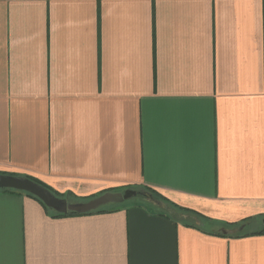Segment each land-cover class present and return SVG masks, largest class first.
Masks as SVG:
<instances>
[{"label": "crops", "instance_id": "obj_1", "mask_svg": "<svg viewBox=\"0 0 264 264\" xmlns=\"http://www.w3.org/2000/svg\"><path fill=\"white\" fill-rule=\"evenodd\" d=\"M0 173L190 211L0 189V264H264V0H0Z\"/></svg>", "mask_w": 264, "mask_h": 264}, {"label": "water", "instance_id": "obj_2", "mask_svg": "<svg viewBox=\"0 0 264 264\" xmlns=\"http://www.w3.org/2000/svg\"><path fill=\"white\" fill-rule=\"evenodd\" d=\"M0 188H9L28 192L36 196L42 203L60 213L76 212L86 213L108 204H121L135 197H143L145 201L160 208H165V202L155 198L146 190L125 188L121 191H106L83 201H67L65 198L54 195L46 187L38 184L28 177L0 173ZM227 233V231H223Z\"/></svg>", "mask_w": 264, "mask_h": 264}, {"label": "trees", "instance_id": "obj_3", "mask_svg": "<svg viewBox=\"0 0 264 264\" xmlns=\"http://www.w3.org/2000/svg\"><path fill=\"white\" fill-rule=\"evenodd\" d=\"M18 176V175H17ZM23 177H28L30 179H32L33 181L37 182L38 184L46 187L48 190H50L54 195L58 196V197H61V198H65L67 199V201H81V200H86V199H89V198H92L94 196H97L99 195L98 194H94V195H90L88 197H84V198H81V199H77L75 197L72 196L71 193H60V192H57L55 190H53L48 184L40 181L39 179L33 177V176H30V175H24ZM126 188H133V189H138V190H146L148 192H150L155 198L165 202L170 208L174 209L176 212H188L190 213L189 210L187 209H184V208H181V207H178L177 205H175L174 203H171L169 202L166 198H164L163 196H161V194H159L157 191H155L154 189H151L150 187H146V186H129V187H126ZM125 189V188H124ZM1 190H7V191H15V192H24L26 195L32 197L33 199H36L37 201H39L40 203H42L41 200H39L36 196L28 193V192H25V191H20V190H15V189H9V188H1ZM140 198H143V197H140ZM144 199V198H143ZM43 204V203H42ZM120 204H108V205H104V206H101L99 208H97L96 210H93V211H89V212H86V213H91V212H102V211H113L115 209H117L119 207ZM43 206L48 209L49 212H51V214L53 216H67V215H73V214H86V213H76V212H65V213H60V212H56L48 207H46L44 204ZM260 232V231H259ZM248 232L246 231H238L234 234H229V235H226V236H239V235H242V234H246Z\"/></svg>", "mask_w": 264, "mask_h": 264}, {"label": "rangeland", "instance_id": "obj_4", "mask_svg": "<svg viewBox=\"0 0 264 264\" xmlns=\"http://www.w3.org/2000/svg\"><path fill=\"white\" fill-rule=\"evenodd\" d=\"M1 189V188H0ZM131 203H143L144 205H147V206H151V204L152 203H150V202H147V201H145L143 198H140V197H135V198H132V199H130V200H128V201H125L124 203H121V204H123V205H125V204H131ZM120 204V205H121ZM166 204V203H165ZM153 205V204H152ZM151 207H156L157 209H162V210H171L170 208H168V205L166 204V207L165 208H160V207H158V206H155V205H153V206H151Z\"/></svg>", "mask_w": 264, "mask_h": 264}]
</instances>
